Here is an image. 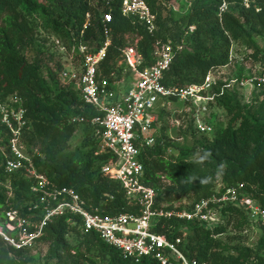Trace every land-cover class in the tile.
<instances>
[{"label":"trees","instance_id":"16d2710c","mask_svg":"<svg viewBox=\"0 0 264 264\" xmlns=\"http://www.w3.org/2000/svg\"><path fill=\"white\" fill-rule=\"evenodd\" d=\"M144 1L155 17L153 32L138 17L123 14L124 0H0V102L14 94L22 98L30 122L24 141L29 153L39 151L34 157L38 171L57 186L75 190L104 215L137 213L138 208L119 182L102 173L101 166L110 154L100 152L95 126L87 122L97 115L96 111L83 102L80 92L61 84V66L54 60L55 54L47 61L54 62L57 71L46 66L47 76L43 74L45 52L38 32L49 33L67 43L76 40L87 45L90 53L97 54L106 42L102 13H110L111 44L97 71L99 78L109 82L122 78L125 67L118 63L128 44L127 37L138 41V49L148 63L155 61L157 41L173 45L184 41L183 50L164 76L166 87L200 84L209 71L229 62L234 42L252 49L248 59L264 67V52L253 42L254 37L264 36V0H254L251 9L237 5L222 17H219L222 0H189L191 5L186 14L178 18L168 6L172 0ZM190 27L195 30L190 32ZM24 50L35 52L34 62L28 60ZM176 102L179 101L171 98L166 103ZM217 107L232 119L228 126L215 128L211 135L197 134L191 121L184 119L186 128L180 129L179 134L193 138L191 147L176 146L166 135L165 126L158 134L154 133L167 111L165 106L157 107L152 132L154 144L144 146L139 158L144 165V184L157 192V206L172 209L181 204L182 209L181 202L186 201L191 209L194 203L213 195L219 185L225 190L244 184V194L264 209V92L251 103L244 102L241 93L229 92L217 100L214 109ZM74 119L77 121L73 122ZM80 129L85 131V137L79 147L70 151V143ZM171 147L177 151L176 156L169 154ZM205 150L212 153L211 158L200 163ZM222 163L224 167H220ZM205 178L210 182L202 185L201 179ZM31 186V180L22 172L11 175L5 172L0 152V225L5 221L6 211H16L35 222L43 218L44 207ZM219 211L224 223L213 228L196 221L171 219L157 222L153 231L171 240L182 239L180 249L191 261L264 264V237L259 252L239 246L224 252L220 237L228 233L234 220H238L236 227L241 230L254 225L245 209L238 205H226ZM260 229L264 234V228ZM43 233L37 244L49 246L47 262L50 259L58 264H77V258L88 259V254L99 251L102 262L107 264H136L96 234L84 233L78 217L56 218ZM70 235L76 245L71 244ZM32 250H17L0 238V264H35ZM138 264L159 263L144 259Z\"/></svg>","mask_w":264,"mask_h":264},{"label":"built area","instance_id":"2783aa9c","mask_svg":"<svg viewBox=\"0 0 264 264\" xmlns=\"http://www.w3.org/2000/svg\"><path fill=\"white\" fill-rule=\"evenodd\" d=\"M185 2L187 7L191 5L188 0ZM254 3V0H222L219 17L237 5L251 9ZM122 12L146 22L150 32L155 29V17L144 0H124ZM102 21L106 42L97 54L90 53L87 45L76 40L67 43L53 36L51 43L55 59L61 66V84L80 92L83 102L96 111L97 115L87 122L95 126L100 152L110 154L108 161L101 166L102 173L110 175L122 185L138 212L104 215L75 190L61 188L41 174L34 163L39 151L36 149L29 153L24 141L30 123L27 110L22 98L14 94L4 103L0 102V152L4 158L5 172L10 175L22 172L31 180V191L39 197L45 214L35 222L16 211H6L5 221L0 225V238L17 250L33 249L51 221L71 215L80 219L84 233L96 234L102 242L136 264L144 259H152L159 264H207L188 259L180 249L182 239L171 240L155 233V224L161 220L179 219L196 221L213 228L221 224V207L238 205L245 209L254 227L264 228V209L255 199L244 194V184L225 190L219 185L213 195L194 203L191 209L187 208L186 201L181 202L182 209L181 204H176L172 209H167L166 205L159 207L156 190L143 181L144 165L139 159L141 149L154 144L152 132L157 120V107L165 106L171 98L183 103L182 119H189L197 134L211 135L216 128L213 110L217 100L237 91L241 93L243 101L251 103L254 97L264 92V67L256 62L247 74L234 72L231 77L225 76L223 71L234 62L242 64L241 71L245 69L243 63L254 62L248 56L244 59L234 56L233 43L229 62L209 71L200 84L166 87L163 84L164 76L170 71L177 54L183 50L184 41L175 45L157 41L153 54L155 61L148 63L138 49V41L131 43L130 37H127L128 44L118 64L133 76V82L126 93H122L118 87L121 80L109 82L98 77V68L111 44V29L108 26L111 14L103 12ZM194 30L195 27H190V32ZM180 119L177 120L178 127L182 126ZM9 195H12L11 192Z\"/></svg>","mask_w":264,"mask_h":264},{"label":"rangeland","instance_id":"374dc122","mask_svg":"<svg viewBox=\"0 0 264 264\" xmlns=\"http://www.w3.org/2000/svg\"><path fill=\"white\" fill-rule=\"evenodd\" d=\"M189 1V0H188ZM174 12V15L176 18L186 14L187 10V4L185 0H172L171 4L168 5ZM38 39L39 42L43 44V51L45 52L44 56V63H43V74L47 76V68L46 66H49L53 71H57L56 64L49 63L47 59L52 56L54 53V48L51 43L52 36L49 33H43L40 31L38 32ZM131 43H133V39H129ZM44 41V42H43ZM253 42L258 50L261 52H264V36H257L253 38ZM234 56L240 58H245V56H250L253 53V50L248 48L244 44L236 43L234 42ZM24 54L28 58L30 62L35 61V52L33 50H24ZM54 56V60H55ZM253 63L256 62H248L243 63V67L245 69H242V72L240 71L242 64H237L236 62L233 63L232 66H229L226 70L223 71L224 75L229 77L232 76L234 72H241L243 74L248 73V69H251L254 67ZM230 70L232 72H230ZM121 84H119V89L122 93H126V91L131 87V84L133 82V76L129 75L128 72L124 71L122 73L121 78ZM255 98V97H254ZM245 102V101H244ZM166 115L164 117V121H160L157 124V128L154 130L155 134H158L160 132V129L165 126V132L168 138L178 147H191L193 146V138L190 136H181L179 133L180 129L184 130L186 128V125L184 124V119H182L181 112L183 111V103L176 102V103H166ZM213 119L215 120V126L216 128L220 127H226L228 126V123L231 121V116L226 117V114L224 110L221 107H217L213 111ZM157 118V116H156ZM181 118V119H180ZM178 119L179 122L182 124L181 127H178ZM200 136V135H199ZM85 137V131L83 129H80L77 134L73 137L71 143H70V151H74L77 147L80 146L82 140ZM198 137V135H197ZM26 148L28 150L27 144ZM169 154L171 156H176L177 151L174 148H170L168 150ZM240 222V221H239ZM224 223V221L221 219V224ZM238 224V220H234V224L232 223L229 231L227 234L220 237L221 242L223 244V250L224 252H230L233 251V249L237 246H239L242 249L245 250H253L258 251L260 248H262V242H263V231L260 228H248L245 230H241L239 227L237 228L236 225ZM239 226V225H238ZM71 244L76 245V240L73 239V236L70 235L69 237ZM264 246V244H263ZM79 250V248H77ZM84 252V250H81ZM49 252V246L44 243H39L33 250L31 251V257L34 259L35 264H58L55 260L48 259L47 262V254ZM264 252V250H263ZM77 264H107L106 262H102L100 252L99 251H93L91 254H88V259L85 258H77Z\"/></svg>","mask_w":264,"mask_h":264},{"label":"clouds","instance_id":"9594fccd","mask_svg":"<svg viewBox=\"0 0 264 264\" xmlns=\"http://www.w3.org/2000/svg\"><path fill=\"white\" fill-rule=\"evenodd\" d=\"M211 155H212V153H211L210 151L205 150V151H204V156L201 158L200 163H203L204 160H209V159L211 158ZM220 167H224L223 163L220 165ZM209 182H210V180L207 179V178H205V179H201V184H202V185H203V184H207V183H209Z\"/></svg>","mask_w":264,"mask_h":264}]
</instances>
